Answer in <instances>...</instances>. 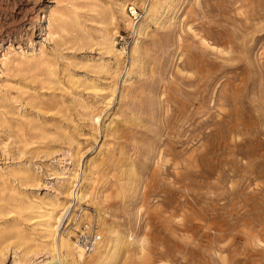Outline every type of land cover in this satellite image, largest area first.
I'll return each mask as SVG.
<instances>
[{
  "label": "rangeland",
  "instance_id": "rangeland-1",
  "mask_svg": "<svg viewBox=\"0 0 264 264\" xmlns=\"http://www.w3.org/2000/svg\"><path fill=\"white\" fill-rule=\"evenodd\" d=\"M132 1L0 0L1 264H48L43 215L71 203L58 235L97 224L107 264H264V0ZM125 2L134 67L135 28L118 62L100 40Z\"/></svg>",
  "mask_w": 264,
  "mask_h": 264
},
{
  "label": "bare ground",
  "instance_id": "bare-ground-1",
  "mask_svg": "<svg viewBox=\"0 0 264 264\" xmlns=\"http://www.w3.org/2000/svg\"><path fill=\"white\" fill-rule=\"evenodd\" d=\"M125 1H127V0H125ZM135 1L136 0L132 1L133 5L137 4ZM160 1L161 0H152L151 5H148V7L150 6L149 7L150 15L149 16L147 15L148 16L147 20H150L151 16L156 17V15H158L160 13V10H161ZM127 4H129V3L125 2V3H122L121 5L120 4L117 5L118 9H119L120 16H121V21H116L115 13L113 15H111V18H109V21H107V25H105L106 27L104 26L105 29L103 30L104 32L102 34V39H100V40H103V43L105 44V47H106V50L108 51V53L112 54L116 58V61L118 62V60L120 58V52L118 51V49L116 47V43H115L116 37H115V33L112 32V26H114L116 23L124 22L126 26H128L132 29L135 28L136 35L139 34L138 38H140V37H143V38H141V40H137L135 45L132 48V55H133L132 66L134 67L136 65V63L140 60L142 50L144 49V45H145V41H143V39L145 38L147 29L149 28V26L146 27L144 25L145 27H142V31L138 32V30H139L138 25H136V27H135L134 22L129 20V15L126 12V10L129 8L127 6ZM133 8H134V6L132 7V9ZM20 10L22 11V9H20ZM63 14H61L55 8H53L50 11L48 24L43 27V32H45V35H47L48 38L53 37L56 34V27L57 26H61V25L71 23V21H66V20H68V16L67 15L64 16ZM76 18H78V17H76ZM107 20H108V18H107ZM154 24H157V22H155ZM118 26H119V24H118ZM142 32H143L144 36L141 35ZM15 55H17V52L15 53ZM20 58L21 59H27V56L22 54L20 56ZM16 60L17 59L14 56H12L11 53H6V54H4V57L2 59V64H3V66H6L9 63L16 62ZM103 67H104V65H103ZM99 68H100V66H99ZM111 92H112V96L110 99L107 100V102H106L107 104L110 103V101H112V99L114 98L115 95H117L116 94L117 88L112 89ZM97 97L100 99L106 100L105 98L102 97V94H99V92L97 93ZM100 118H101V116L98 115L95 119L97 122H100ZM71 157H72V155H71ZM69 164L73 165V167H74L75 163L72 160ZM88 167H89V171L87 173V180H88V182H91L94 179V177H92L93 172H92V170H90V165ZM72 170H73L72 168H66L67 173L68 172L72 173ZM63 178H65V177H63ZM60 179H62V178H60ZM70 179H71V177L69 175L68 176V182L70 181ZM91 187L92 186L90 185V188ZM86 190H88V189H86ZM93 193L97 194V192H95L94 190L92 191V194ZM89 196H90L89 193H85V192L82 193L81 192L79 194H76L75 197H76V199H78V201H83L85 198H88ZM57 201H58V199H56V202ZM71 208H72V203L70 205H67V206L61 208L60 211L56 210V207H55V209L53 211L52 210L49 211V214H47V216L43 215L44 223L46 225L45 226L46 236H45V238H42V242H40L39 244H37L33 248L32 256L38 257V256H42V254H44V255H46V258L49 259L48 264H107L109 262L108 259H109V256L111 254H109V255H108V253L105 255L102 254V249H106L108 246V243H110V241H112L109 237L106 236V238L104 239V244L100 245V243H101L100 242L98 247L93 252L86 254L84 249H83V246L80 243H78V241L76 243L72 239L71 235H67V236H62L61 234L58 235L59 229H60V227H61V225L65 219V216H66L67 212L69 211V209H71ZM52 234L54 235L53 240L55 242L53 249L50 248V244L43 243L44 241L47 240L46 237H49V235H52ZM55 234H56V237H55ZM13 236H15V235H13ZM22 241H24V239ZM38 241H39V239H38ZM121 244H122V242L120 241V246H122ZM139 244H140L139 245L140 249L144 251L146 239H143L142 241H140ZM0 249H1V246H0ZM118 249H119V247H118ZM62 252H63V254H62ZM17 253H18V251H17ZM90 254H93V255L95 254V256H97V257H95L94 259L90 258L88 260L87 258H88V256H90ZM116 254H117V251H116ZM93 255H92V257H93ZM2 261L3 260L1 259L0 264L2 263Z\"/></svg>",
  "mask_w": 264,
  "mask_h": 264
},
{
  "label": "built area",
  "instance_id": "built-area-1",
  "mask_svg": "<svg viewBox=\"0 0 264 264\" xmlns=\"http://www.w3.org/2000/svg\"><path fill=\"white\" fill-rule=\"evenodd\" d=\"M132 7L133 5H130L129 7L131 11V15L134 17V19L137 22V20H141L142 12L141 9H138L136 7L132 9ZM77 241L83 246V249L86 254L93 252L98 247L101 241V234L98 225L97 224L87 225L85 227V230L80 232Z\"/></svg>",
  "mask_w": 264,
  "mask_h": 264
}]
</instances>
